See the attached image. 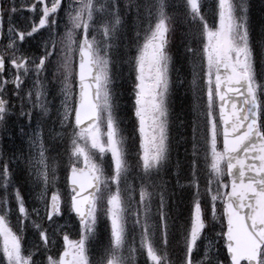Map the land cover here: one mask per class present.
<instances>
[{
  "label": "snow or ice",
  "instance_id": "obj_1",
  "mask_svg": "<svg viewBox=\"0 0 264 264\" xmlns=\"http://www.w3.org/2000/svg\"><path fill=\"white\" fill-rule=\"evenodd\" d=\"M14 117L26 148L0 147V264H264L249 0H0V131Z\"/></svg>",
  "mask_w": 264,
  "mask_h": 264
},
{
  "label": "rangeland",
  "instance_id": "obj_2",
  "mask_svg": "<svg viewBox=\"0 0 264 264\" xmlns=\"http://www.w3.org/2000/svg\"><path fill=\"white\" fill-rule=\"evenodd\" d=\"M23 15H24V16H27V15H30V13L25 12ZM16 23H17V24H22V23H23L22 18L18 16V18L16 19ZM39 39H40V38H39V36H38V37H37V41H38ZM31 48H32V50H33L34 52L37 50V49H36V41H33L32 45H31ZM122 69H125V68H122ZM122 69H121V71H122L123 73L127 72V69H126L125 72H124V70H122ZM117 81L119 82V83L117 84V86H118V87H117V91H119V92H121V93H124L125 88L127 87V85L123 84V79H122V77H121L120 79H117ZM189 98H190V101H189L187 104L184 105V108L178 110L177 113H176V115H178L182 120H185V121H187V120H189V119L191 118V117H190V107H191V103H192V98H191V94H190V93H189ZM121 103H126V100H122ZM23 123H24V122H23ZM9 129H10V128H9ZM176 131H178L179 133H181V134H183V135H185V136H187V135L190 134V130H189L188 128H186V127H180V128H178ZM13 134L15 135L14 131H13ZM173 134L175 135L176 133L174 132ZM7 135H8V132H7V133H4V132L0 131V137H2V139H0V147H2L3 150H4V146H5L6 144H8L7 142H5V139H4L5 137L7 138ZM23 144H24V148H26V137H24ZM20 149H21V148H20ZM20 149H18V150H20ZM15 150H16V149H15ZM18 150H16V151H18ZM179 153H180V154H179V159H180V161L182 162V166L186 169L187 164H186V161H185V154H184V153L182 154V152H181L180 149H179ZM176 193H177L176 199H177V201L179 202L180 199H181L182 196H183V193H182L180 190H178V189H176ZM60 223H64V220H61ZM218 230H219V229H217V231H218ZM73 231H74V228H73L72 232H73ZM75 238H76V237H75ZM75 238H73V239H75Z\"/></svg>",
  "mask_w": 264,
  "mask_h": 264
},
{
  "label": "trees",
  "instance_id": "obj_3",
  "mask_svg": "<svg viewBox=\"0 0 264 264\" xmlns=\"http://www.w3.org/2000/svg\"><path fill=\"white\" fill-rule=\"evenodd\" d=\"M249 4L251 6H255V9H254L255 25H259L260 21L264 19V0H249ZM13 143L9 144V153L22 148L21 143H17V142L15 144Z\"/></svg>",
  "mask_w": 264,
  "mask_h": 264
}]
</instances>
